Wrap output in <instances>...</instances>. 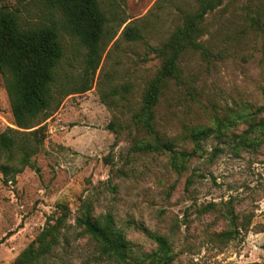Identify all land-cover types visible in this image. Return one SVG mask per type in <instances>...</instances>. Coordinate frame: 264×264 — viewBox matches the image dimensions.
I'll use <instances>...</instances> for the list:
<instances>
[{"label":"rangeland","instance_id":"374dc122","mask_svg":"<svg viewBox=\"0 0 264 264\" xmlns=\"http://www.w3.org/2000/svg\"><path fill=\"white\" fill-rule=\"evenodd\" d=\"M97 1L104 34L99 65L89 70L87 49L64 30L55 0H0L23 26L55 24L64 49L39 151L13 180L0 173V264H13L57 220L46 264H120L77 225L87 213L110 220L135 255L154 251L152 235H160L171 264H264V137L235 141L264 119V0H224L209 12L199 39L207 54L184 53V84L171 80L154 108L159 137L188 155L183 169L168 152L142 150L152 138L134 116L162 67L153 49L197 1ZM127 26L142 39L126 40ZM6 80L0 72V133L40 127L15 125ZM219 123L221 132L204 141L186 137Z\"/></svg>","mask_w":264,"mask_h":264},{"label":"trees","instance_id":"16d2710c","mask_svg":"<svg viewBox=\"0 0 264 264\" xmlns=\"http://www.w3.org/2000/svg\"><path fill=\"white\" fill-rule=\"evenodd\" d=\"M198 9L184 18L160 48L153 50L163 59L162 67L144 89L142 105L134 116L137 127L151 136L152 143L142 145V150L165 151L172 155L173 168L183 169L188 155L175 151L171 144L163 142L154 128V108L164 94L171 80L182 82L179 62L188 51L207 54L199 41L203 35L201 24L204 17L219 7L224 0H196ZM57 9L64 19V30L76 38L87 49L86 64L89 70H96L101 59V40L104 34L105 18L97 0H55ZM123 37L128 41L142 39L135 26H127ZM64 57L60 31L55 24L23 26L18 11L0 9V72L7 76L6 91L11 100L15 125L30 130L41 125L52 110L55 95V78ZM184 84V81L183 83ZM87 87L80 89V92ZM62 96H65L63 94ZM222 124L216 130L197 129L186 137L192 142L206 140L210 135L221 132ZM264 137V119L248 123V128L238 136V144H247L249 136ZM45 129L40 126L30 132L7 129L0 133V173L10 180L31 165V157L40 149L45 139ZM181 170H179L180 172ZM5 182L9 180L4 179ZM85 235L100 246L103 256L120 264H171L173 256L164 236L152 235L157 247L149 254L135 255L131 245L124 239L110 220L93 219L89 213L76 220ZM61 223L59 220L48 227L32 242L13 264H46V257L57 244ZM264 251V243L262 245Z\"/></svg>","mask_w":264,"mask_h":264}]
</instances>
